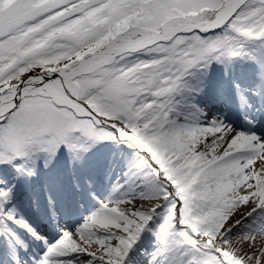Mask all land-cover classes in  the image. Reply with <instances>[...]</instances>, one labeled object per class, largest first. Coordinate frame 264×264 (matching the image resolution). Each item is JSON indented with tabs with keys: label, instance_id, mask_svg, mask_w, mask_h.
<instances>
[{
	"label": "snow or ice",
	"instance_id": "1",
	"mask_svg": "<svg viewBox=\"0 0 264 264\" xmlns=\"http://www.w3.org/2000/svg\"><path fill=\"white\" fill-rule=\"evenodd\" d=\"M0 264H264V0H0Z\"/></svg>",
	"mask_w": 264,
	"mask_h": 264
}]
</instances>
